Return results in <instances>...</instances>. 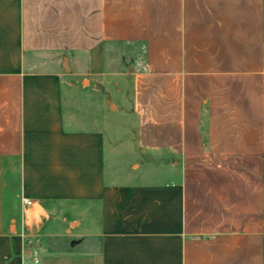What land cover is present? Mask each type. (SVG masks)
<instances>
[{
    "label": "crops",
    "instance_id": "obj_1",
    "mask_svg": "<svg viewBox=\"0 0 264 264\" xmlns=\"http://www.w3.org/2000/svg\"><path fill=\"white\" fill-rule=\"evenodd\" d=\"M36 253L264 264V0H0V264Z\"/></svg>",
    "mask_w": 264,
    "mask_h": 264
},
{
    "label": "rangeland",
    "instance_id": "obj_2",
    "mask_svg": "<svg viewBox=\"0 0 264 264\" xmlns=\"http://www.w3.org/2000/svg\"><path fill=\"white\" fill-rule=\"evenodd\" d=\"M132 60L129 59V61L125 62L126 67L130 65ZM132 73V70H130L129 74ZM128 71L126 69L124 70V77H128ZM129 79V78H128ZM90 78L89 76L83 77L81 80H79L76 83V88L71 89L72 100L67 103V110L68 112H73L75 115V126L78 127H89L92 126V115L94 114V108L91 106L92 98L98 97L96 94H91L90 91V84H89ZM115 102H118L117 98L113 99ZM115 123H121L119 118H116L114 120ZM13 202H9L12 206ZM72 206H66V205H54L50 207V210L52 211V215L47 220V223L45 224L47 226L51 227H58V226H64L67 223L65 222L64 217L62 215L66 212H70ZM7 212H9V208L7 206ZM65 242H68V239L64 240ZM56 264V263H55Z\"/></svg>",
    "mask_w": 264,
    "mask_h": 264
},
{
    "label": "clouds",
    "instance_id": "obj_3",
    "mask_svg": "<svg viewBox=\"0 0 264 264\" xmlns=\"http://www.w3.org/2000/svg\"><path fill=\"white\" fill-rule=\"evenodd\" d=\"M21 208L26 222H31L33 218L40 220L41 217L47 218V211L41 206L39 201H33L21 193ZM32 264H41L39 253L34 254Z\"/></svg>",
    "mask_w": 264,
    "mask_h": 264
},
{
    "label": "water",
    "instance_id": "obj_4",
    "mask_svg": "<svg viewBox=\"0 0 264 264\" xmlns=\"http://www.w3.org/2000/svg\"><path fill=\"white\" fill-rule=\"evenodd\" d=\"M75 242L73 241L72 243H71V245H73Z\"/></svg>",
    "mask_w": 264,
    "mask_h": 264
}]
</instances>
